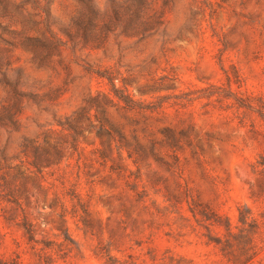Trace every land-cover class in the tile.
I'll use <instances>...</instances> for the list:
<instances>
[{"label":"rangeland","instance_id":"rangeland-1","mask_svg":"<svg viewBox=\"0 0 264 264\" xmlns=\"http://www.w3.org/2000/svg\"><path fill=\"white\" fill-rule=\"evenodd\" d=\"M172 4L176 16L159 36L148 29L124 44L126 36L86 30L66 50L44 46L35 70L51 74L55 90L79 59L91 68L90 99L111 110L77 107L68 123L38 108L36 140L19 153L11 141L0 145V241L14 228L21 247L35 249L12 264H227L232 253L219 245L233 247L244 224L251 236L242 264H261L264 184L257 179L252 191L243 179L264 170L261 0ZM77 5L68 0L70 11ZM71 86L80 84L74 78ZM41 113L52 115L50 125ZM36 141L52 165L29 174L24 151ZM240 203L250 214L244 223Z\"/></svg>","mask_w":264,"mask_h":264},{"label":"clouds","instance_id":"clouds-1","mask_svg":"<svg viewBox=\"0 0 264 264\" xmlns=\"http://www.w3.org/2000/svg\"><path fill=\"white\" fill-rule=\"evenodd\" d=\"M20 2L0 0V145L11 141L12 150L16 153H19L22 144L36 140V126L32 124V119L37 117L38 108H46L55 115L56 120H67L68 123L75 122L73 113L77 107L98 114L106 108L111 110L102 99H90L85 85L90 82L88 73L91 68L79 59L72 58L76 68L66 72L65 88L55 90L51 74L43 76L35 70V65L45 54V45L55 41L62 46V50H66L86 30L97 37L126 36L127 40L123 43L128 44L140 41L149 32L159 36L169 28V21L176 16L172 0H146L145 8L139 7L143 0H78L74 11L69 10L68 0H24L23 6L18 7ZM261 9L264 14V0H261ZM114 56L115 53L110 58L112 62H115ZM106 63L103 62L104 65ZM17 70H21L22 74ZM111 76L114 83L121 78L116 69L111 70ZM74 78L79 82V88L71 86ZM65 91L67 96H62L61 93ZM8 117L18 123L13 126L8 122ZM40 123L50 125L52 115L41 113ZM38 143L36 141L31 146L35 147ZM243 179L255 191L257 179L264 184V170L257 168L255 174H248ZM261 198L264 199V194ZM237 207L244 223L250 215L246 204L240 203ZM260 211H264V205ZM40 229L47 231L42 223ZM44 232H40V235ZM236 232L239 236L233 247L224 243L219 245L232 253L227 257V264H242L246 257L245 245L251 236L247 224L243 228L238 226ZM6 235L8 239L0 241V260L5 264H12L16 255H34L32 245L21 247L20 237L14 228ZM256 236L260 250L264 251V221H261ZM228 239L231 238L226 236L225 240ZM12 241L17 243L14 245ZM261 264H264V259Z\"/></svg>","mask_w":264,"mask_h":264},{"label":"trees","instance_id":"trees-1","mask_svg":"<svg viewBox=\"0 0 264 264\" xmlns=\"http://www.w3.org/2000/svg\"><path fill=\"white\" fill-rule=\"evenodd\" d=\"M147 30L148 29H146L145 31H147ZM24 155L27 158L28 165L34 169V171H32V170H30V168H27L29 174H33L35 172L40 173L42 168H47V167H50L52 165V162L50 161V159L48 157H41L40 156V153L36 147H34L32 149L31 154L27 153L25 150ZM22 228L24 229L25 234L28 236V240L32 241L33 237H34L32 225L27 220L24 219V221L22 223Z\"/></svg>","mask_w":264,"mask_h":264}]
</instances>
